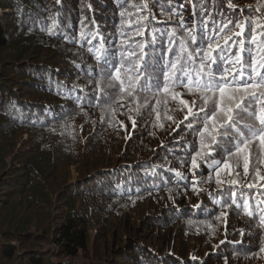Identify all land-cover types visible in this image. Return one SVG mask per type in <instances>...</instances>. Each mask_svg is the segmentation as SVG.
<instances>
[{"label":"trees","instance_id":"1","mask_svg":"<svg viewBox=\"0 0 264 264\" xmlns=\"http://www.w3.org/2000/svg\"><path fill=\"white\" fill-rule=\"evenodd\" d=\"M0 8V264H264L258 140L249 173L242 158L230 160L234 171L221 174L218 189L212 160L191 169L193 148L182 142L199 147L179 104L193 97L178 88V99L169 94L159 105L104 102L95 58L102 40L118 56L122 11L131 36L141 16L170 30L182 15L191 26L194 8L209 24H264V0H0ZM22 128L34 147L18 157ZM70 165L76 181L52 184ZM117 228L128 234L123 244Z\"/></svg>","mask_w":264,"mask_h":264},{"label":"snow or ice","instance_id":"2","mask_svg":"<svg viewBox=\"0 0 264 264\" xmlns=\"http://www.w3.org/2000/svg\"><path fill=\"white\" fill-rule=\"evenodd\" d=\"M140 7L147 9L146 4ZM229 7L233 5L229 3ZM193 12L197 18L191 26L179 12L174 13L180 15V21L170 30L145 23L149 16H141L136 21L135 32L129 36L123 30L127 22L123 19L126 13L122 11V39L117 46L118 56L107 41L102 40L95 48L101 77L96 83L97 98L111 102L117 98L127 97L136 101L143 97L146 101L155 99L156 105H159L162 100L166 103L169 94L171 99H178L180 93L175 89H185L193 97L191 106L184 99H179V104L187 109L185 127L198 138L199 145L196 148L192 141H182L193 148L191 169H198L201 166L199 162L211 159L209 167L214 171L215 183L220 189L224 184L221 174L226 172L231 175L234 171L230 160L238 166L242 158L247 175L250 154L257 151V140L259 152L264 154V24L259 20L250 21L247 25L245 21L234 20H222L219 24L213 20L209 24L196 13L195 8ZM251 24L256 27L250 28L248 39ZM145 29L150 30L151 39H147ZM84 35L81 30V37ZM137 36L144 39L137 41ZM143 106L151 107L150 104ZM167 119L172 120L173 117L167 116ZM184 121L178 122L177 128ZM213 153L220 155L221 159H215ZM260 163L264 164V160ZM176 175L184 178L179 172ZM256 175L264 180L259 170ZM229 183L235 185L237 180ZM232 195L235 198L236 193ZM233 203H236L235 199ZM243 207L251 216L247 200ZM220 215L227 213L222 211ZM261 221L264 222V216ZM260 251H264V247Z\"/></svg>","mask_w":264,"mask_h":264},{"label":"rangeland","instance_id":"3","mask_svg":"<svg viewBox=\"0 0 264 264\" xmlns=\"http://www.w3.org/2000/svg\"><path fill=\"white\" fill-rule=\"evenodd\" d=\"M2 15V9L0 8V16ZM41 60V59H40ZM21 131H22V133H21ZM20 131V133H18V135H17V133H16V137H15V141L16 142H21V141H26V139H24V138H26L27 136H29V133L27 132V131H24V129L22 128V130ZM18 137V138H17ZM17 139V140H16ZM17 145L18 146H21L20 148H17V155H18V157L21 155V154H24V151H27V149H29V148H32V147H34V144L33 143H30L29 141H26L24 144H18L17 143ZM113 152H115V151H113ZM118 152L119 151H117V155H118ZM64 168V167H63ZM62 168V169H63ZM62 169H61V171H62ZM66 173H64V174H57L56 176H53L52 177V184H56L57 185V183H56V181H54V180H57V181H60V182H65V184L67 183V184H69V183H71V182H74V181H76V179H77V175H78V172H76L75 171V169H74V165H70L67 169H66V171H65ZM68 179L67 180V182L65 181L66 179ZM92 200H95V199H93L92 198ZM77 206H78V204H76ZM118 214H122V213H118ZM117 214V215H118ZM116 215V216H117ZM130 215H132V213H130ZM112 216H115V215H112ZM112 216H111V218H109V219H112ZM133 216V215H132ZM139 216V215H138ZM134 217V216H133ZM140 217V216H139ZM113 220V219H112ZM140 221V219L138 220V222ZM131 226H133V225H131ZM130 226V227H131ZM116 232H117V234H122V233H124V240H123V242H122V244L125 242V240H126V236H128V234H126L125 232H124V230L123 229H121V228H117V230H116ZM110 241V235H109V238H108V242ZM193 242H191V244H192Z\"/></svg>","mask_w":264,"mask_h":264}]
</instances>
